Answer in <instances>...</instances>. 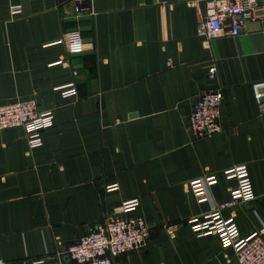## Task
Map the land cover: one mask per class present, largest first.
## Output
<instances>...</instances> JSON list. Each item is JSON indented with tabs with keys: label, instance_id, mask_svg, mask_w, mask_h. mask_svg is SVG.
I'll list each match as a JSON object with an SVG mask.
<instances>
[{
	"label": "crops",
	"instance_id": "1",
	"mask_svg": "<svg viewBox=\"0 0 264 264\" xmlns=\"http://www.w3.org/2000/svg\"><path fill=\"white\" fill-rule=\"evenodd\" d=\"M190 1L90 0V15L73 0H0V106L32 100L54 112L38 148L22 128L0 131L5 264H75L57 253L105 217H124L120 204L132 199L150 238L115 264H230L234 251L213 234L196 237L186 220L239 202L236 181L222 175L239 165L255 198L221 216L243 236L264 235V118L252 91L264 82V23L205 41L204 5ZM212 67L221 131L194 139L188 118ZM70 83L77 97L62 99L54 89Z\"/></svg>",
	"mask_w": 264,
	"mask_h": 264
},
{
	"label": "built area",
	"instance_id": "2",
	"mask_svg": "<svg viewBox=\"0 0 264 264\" xmlns=\"http://www.w3.org/2000/svg\"><path fill=\"white\" fill-rule=\"evenodd\" d=\"M81 11L92 14L90 0H73ZM202 2L204 13L199 18L197 32L205 41L217 36L237 37L248 21L264 23V0H193L187 3L197 7ZM11 15L20 13V6H10ZM62 63L61 61L58 62ZM216 69L207 70L205 86L194 98L192 111L188 118V131L194 139H203L221 131L219 125L221 92L216 84ZM263 83L252 86L253 100L258 114L264 118ZM62 99L77 97L74 83L54 89ZM52 109L39 111L35 101L16 99L0 106V131L11 128H22L25 132L29 150L42 145L39 131L53 125ZM227 180H235L240 195L239 202L230 201L201 217L186 220L191 232L198 238L215 235L222 248H231L235 254L230 264H264V235L251 232L241 235L233 216L223 218L221 211L232 208L238 203L249 204L255 196L246 165H239L223 170ZM214 175L204 176L202 182L210 183ZM118 189L117 184L105 186V192ZM139 200L121 202L120 209L125 215L122 218L105 217L95 224L86 234L78 237L57 253L67 256L75 264H115V259L130 251L144 248L149 241V228L142 216L132 215L138 208ZM177 223L163 226L165 233L173 237ZM0 264H5L0 260ZM32 264H45V258L34 260Z\"/></svg>",
	"mask_w": 264,
	"mask_h": 264
},
{
	"label": "water",
	"instance_id": "3",
	"mask_svg": "<svg viewBox=\"0 0 264 264\" xmlns=\"http://www.w3.org/2000/svg\"><path fill=\"white\" fill-rule=\"evenodd\" d=\"M83 18H80V20H82ZM72 21V20H70ZM73 32H75L76 30H72ZM85 41H89V40H85ZM80 54H75V56H79Z\"/></svg>",
	"mask_w": 264,
	"mask_h": 264
}]
</instances>
